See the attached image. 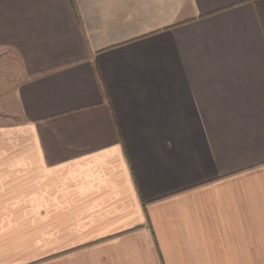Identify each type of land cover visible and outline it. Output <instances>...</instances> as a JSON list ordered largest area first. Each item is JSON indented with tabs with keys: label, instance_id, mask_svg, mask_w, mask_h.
I'll use <instances>...</instances> for the list:
<instances>
[{
	"label": "crops",
	"instance_id": "crops-1",
	"mask_svg": "<svg viewBox=\"0 0 264 264\" xmlns=\"http://www.w3.org/2000/svg\"><path fill=\"white\" fill-rule=\"evenodd\" d=\"M0 264H264V0H0Z\"/></svg>",
	"mask_w": 264,
	"mask_h": 264
}]
</instances>
